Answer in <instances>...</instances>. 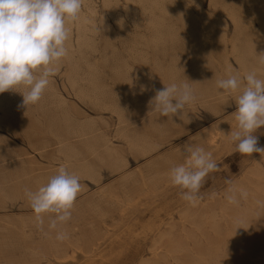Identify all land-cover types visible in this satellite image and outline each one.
<instances>
[{
  "label": "rangeland",
  "instance_id": "1",
  "mask_svg": "<svg viewBox=\"0 0 264 264\" xmlns=\"http://www.w3.org/2000/svg\"><path fill=\"white\" fill-rule=\"evenodd\" d=\"M222 2L234 11L237 24L224 11L211 7L209 0H194L191 4L187 0H83L79 20L69 25L71 38L66 43L68 56L61 60L59 71L50 78L43 104L38 102L36 105L22 106L21 93L26 91L23 87L0 93V117H3L2 120L0 118V182L3 180L1 176L16 169H27L31 175L36 173L35 176L48 172L56 175L60 166L69 170L68 163L64 161L65 155L59 151L62 145L57 135L60 134L66 135L68 144L78 151L81 161L87 159V162H92L102 175L98 184L88 178H80L83 191L71 210V220L62 225V229L69 234V239L63 242L55 240V231L47 236L44 234L48 231L47 216L44 231L37 228L35 213L29 200L26 201L25 192L14 195L10 201L0 198V264H264V209L256 205V200H264V155L252 153L242 156L235 152V145L229 143L226 135L236 126L231 115L237 108V94L222 90L219 95L216 87L218 79L228 78L229 69L233 74L238 73L243 83L246 68L264 65L259 62V55L264 54V26L259 23L264 21V0ZM172 3H178L182 10L188 11L192 20L205 18L212 26L211 31H203L199 35L194 29L185 28L180 20L174 18ZM161 17V30L158 31V19ZM159 35L162 39L158 48ZM236 39H239V43L255 40L261 47L255 49L257 54L251 53L241 62L240 53H234L231 47ZM204 47L213 51V67L210 74L200 73L198 81L200 87L207 83L210 85L213 96L209 101L200 97L199 91L194 89L196 81L192 80L195 53ZM175 62L183 64L180 69L184 75L183 81L191 84L196 96V100L185 107L190 123H184L176 116L163 117L153 111L150 103L157 90L170 85L168 76ZM76 64L79 73L97 76L98 85L113 105L111 109L97 108L76 98L67 83L70 76L68 69ZM257 76L264 79V70ZM142 83L148 88L150 108L147 111L142 108L137 90ZM81 84L89 86L86 80H81ZM118 108L126 119L125 124L121 123L119 114L114 111ZM6 110L8 114L4 117ZM65 118L78 126L76 133H62L60 123ZM51 122L55 123L53 127L50 126ZM86 123L92 124L91 135L96 137L99 144H106L114 157L127 161L128 165L123 171L113 172L91 157L88 147L93 137L89 138L88 132L81 128ZM217 129L221 136L215 142L212 135L215 136ZM137 133L148 134L158 145L157 149L146 156L133 152L129 148L130 140ZM254 135L258 137V146L264 147V126L257 129ZM30 141L35 143L31 146ZM187 144L200 145L212 152L220 168V171L206 177L201 188L202 198L195 207L182 199L181 190L171 185L168 176L170 168L177 165L175 161L178 164L185 162ZM127 174L135 179L133 184L125 183ZM259 175L263 176L260 178ZM227 179H233L250 191L248 199L242 200L239 206L229 204L223 197ZM144 180L156 183H149L145 188L142 185ZM31 181L25 178L21 182L12 179L4 183L10 188H17ZM34 189L37 191L33 187L30 190L35 192ZM127 196L133 198L130 203L124 200ZM136 200L139 202L136 203ZM91 201L98 203L105 215L91 211L86 206ZM134 202L135 205L132 204ZM185 210L191 214L190 219H180V213ZM117 223H122L120 226L136 223L134 232L129 234L132 239L138 237L140 241L133 239L131 244H110L113 233L114 236H125V230L117 227L106 233L105 228L112 229ZM231 229H236V233ZM162 233L167 235L163 237ZM101 236L106 243L95 244L96 238ZM125 237L128 238V235ZM77 238H84L87 243L82 244V248H90V251L82 250L73 259L66 257L65 262L63 259L53 261L49 249L51 241L66 244L68 240ZM96 245V249H91ZM68 253H71L69 247Z\"/></svg>",
  "mask_w": 264,
  "mask_h": 264
},
{
  "label": "clouds",
  "instance_id": "2",
  "mask_svg": "<svg viewBox=\"0 0 264 264\" xmlns=\"http://www.w3.org/2000/svg\"><path fill=\"white\" fill-rule=\"evenodd\" d=\"M83 0H0V93L23 87L22 106L36 105L50 84V78L59 71L63 58L68 56L66 43L71 38L70 24L79 20ZM264 64V54L259 55ZM216 87L229 94H237L236 111L232 114L235 129L226 135L242 156L252 153L264 155L258 146L257 129L264 126V79L255 71L243 77L229 69L226 79H218ZM196 100L194 89L187 81L171 83L157 90L150 101L153 111L163 117L179 116L184 123L191 120L186 105ZM185 162L174 165L168 173L170 183L181 190V197L195 207L201 197V188L210 173L220 171L210 151L200 145H186ZM224 199L239 206L249 192L233 179L225 180ZM83 190L80 177L64 166L58 168L45 185L35 192L25 189V195L35 213L37 228L44 231L47 216L48 231H55V240L63 242L69 234L62 225L72 218V209ZM264 209V200H256Z\"/></svg>",
  "mask_w": 264,
  "mask_h": 264
},
{
  "label": "bare ground",
  "instance_id": "3",
  "mask_svg": "<svg viewBox=\"0 0 264 264\" xmlns=\"http://www.w3.org/2000/svg\"><path fill=\"white\" fill-rule=\"evenodd\" d=\"M176 1V0H175ZM187 1H190V4H191V2H194V0H187ZM171 2V1H170ZM249 2V1H248ZM250 2H251V0H250ZM251 4V3H250ZM189 5V4H188ZM209 5L211 6V7H213V8H215V9H218V10H222V11H224L225 13H227L228 15H230L232 18V21H233V19H235V23L237 24V22H236V16L235 15H233L234 13V11L232 12L231 10V7H229L226 3H223L222 2V0H209ZM172 6L174 7V11H173V16H174V18H177L178 20H180L181 22H182V24L185 26V28H187V29H189V30H195L196 31V33H198L199 35L201 34V32H203V31H211V28H212V26H211V24L209 23V21H207L205 18H201V19H199V20H192V19H190V16H189V13H187V12H185L184 10H182V8L179 6V4L178 3H172ZM195 6V5H194ZM160 8V4H159V2H158V9ZM192 8H194L193 6H192ZM252 9V8H251ZM260 10V9H259ZM163 11V10H162ZM254 11V10H253ZM168 12V11H167ZM205 12V11H204ZM201 14V13H200ZM199 14V15H200ZM205 15H206V13H204ZM203 14V15H204ZM153 16V15H152ZM192 16V15H191ZM196 18H197V15L195 16ZM199 17V16H198ZM257 17L258 16H256V19H257ZM157 18V17H156ZM200 18V17H199ZM155 19V18H154ZM194 19V18H193ZM150 20V19H149ZM221 20V19H220ZM239 20V19H238ZM261 21V20H260ZM151 23V22H150ZM161 23H162V17L161 18H159L158 19V31H160L161 29L159 28V26H161ZM220 23H222L221 21H220ZM224 23V22H223ZM233 23H234V21H233ZM239 23V22H238ZM259 23H261V25H262V27L264 26V21H262V22H259ZM221 25V24H220ZM152 26H153V23H152ZM155 26V25H154ZM183 26V27H184ZM236 26H238V25H236ZM261 27V26H260ZM261 27V28H262ZM174 28V27H173ZM238 28H240L239 26H238ZM202 36V35H201ZM210 36V35H209ZM226 37V36H225ZM225 37H223V39L225 38ZM162 39V37H161V35H159L158 36V48L161 46V43H160V40ZM201 39V38H200ZM156 41V40H155ZM225 40H223V42H224ZM226 42V41H225ZM224 42V43H225ZM229 42H230V40H229ZM259 42H262V40L260 41L259 40ZM193 44V43H192ZM264 43H262V46H264L263 45ZM213 46V44H210V46ZM225 45H226V43H225ZM231 46V45H230ZM258 46H260L261 47V45H260V43H258V41H255V40H250V41H248V40H246V41H244V42H240L239 43V39H236V40H234L233 41V43H232V48H233V52L234 53H240V61L241 62H244L245 60H246V58L248 57V55L249 54H251L252 53V55H254V54H257V50H255V49H257V48H260V47H258ZM191 47H193V45H191ZM225 47V46H224ZM211 48V47H210ZM213 48V47H212ZM231 48V49H232ZM226 49V48H225ZM230 49V48H229ZM212 51V50H211ZM211 51H210V49H207V48H203V49H199V50H197L196 51V53H195V59H196V64H195V68H194V72H193V74H192V80L194 81H196V83H194V89H196L197 91H199V94H200V97L202 96V97H204L205 98V100L207 99L208 101L209 100H211V98H212V90H211V87H209L210 85L207 83L206 85H204L203 87H200V84H199V81H198V76L200 75V73H202V72H207V73H209L210 74V71H211V69H212V67H213V65H212V57H213V55H212V53H211ZM262 51V50H261ZM213 52V51H212ZM232 52V51H231ZM176 54V53H175ZM230 54V53H229ZM232 54V53H231ZM225 55V54H224ZM228 55V54H227ZM226 55V56H227ZM234 55V54H233ZM238 56V55H237ZM237 56H234L235 58H237ZM232 57V56H231ZM179 58V57H178ZM214 58V57H213ZM234 58V59H235ZM67 59V58H66ZM65 59V60H66ZM173 59H175V58H173ZM238 59V60H239ZM68 60V59H67ZM215 60V59H214ZM236 60V59H235ZM237 61V60H236ZM69 65V64H68ZM183 67V64L181 63V62H175V64L173 65V67H172V69H171V71H170V74H169V76H168V78H169V83L171 84V83H180V82H182L183 81V79H184V75L180 72V69ZM77 69H78V66H77V64L76 65H73V66H71V67H69V69H68V71H69V80H68V82L67 83H69V86H70V88L73 90V92H74V94H75V96H76V98H78L80 101H82V102H86V103H91L92 105H94L95 107H97V108H101V109H111V107L113 106V105H111V103L108 101V98L105 96V94H104V92L101 90V88H100V86L98 85V83H97V76L96 75H94V74H92V73H87V74H81V73H79L78 71H77ZM90 70V69H89ZM264 70V65L263 66H261V67H248V68H246L245 69V73H248V72H252V71H255L256 73H259V72H261V71H263ZM158 71V70H157ZM166 72H167V69H166ZM229 72V71H228ZM242 72V71H241ZM243 72H244V70H243ZM157 73V72H156ZM161 73V72H160ZM244 73V74H245ZM228 74V73H227ZM243 75V74H242ZM162 76V75H161ZM166 76H167V73H166ZM105 77H107V76H105ZM157 77H159L158 75H157ZM204 77V76H203ZM163 78V77H162ZM162 78H161V81H162ZM159 79V78H158ZM166 79H167V77H166ZM81 80H86L88 83H89V86L88 87H86V86H83L82 84H81ZM160 80V79H159ZM164 80H165V78H164ZM129 82H131V79H129L128 80ZM208 85V86H207ZM137 88H139V89H137L138 90V92H139V95H140V97H141V105H142V108L145 110V111H147L149 108H150V103L147 101V99H148V88H147V86H146V84L145 83H142V84H140V85H138L137 86ZM124 92H125V90H123ZM132 91V90H131ZM217 93V92H216ZM222 93V90L221 89H219V91H218V94L220 95ZM59 95V94H58ZM44 96H45V93L43 94V96H42V99L39 101V103L40 104H43V102H44ZM61 96V95H60ZM127 96V95H126ZM55 97V96H54ZM61 98V97H60ZM63 98V97H62ZM130 99V98H129ZM225 99V98H224ZM129 101H132V100H129ZM64 103V102H63ZM209 105V104H208ZM136 106V105H135ZM137 107V106H136ZM4 109V108H3ZM37 109V108H36ZM2 111V110H1ZM7 111L8 110H6V113H4L5 115H4V117H6V114H8L7 113ZM37 111V110H36ZM79 111V110H78ZM83 111V110H82ZM115 112H117L118 114H119V116H120V120H121V123L122 124H125V122H126V119H125V117L123 116V114L121 113L122 111L121 110H119V108L118 109H116V110H114ZM2 112H5V110L4 111H2ZM11 116H12V114H10ZM232 116V115H231ZM8 118H9V115L7 116ZM177 118H179V116H176ZM230 117V116H229ZM1 118V117H0ZM3 118V117H2ZM2 118H1V120H2ZM7 118V119H8ZM5 119V118H4ZM16 119V118H15ZM86 119H88V118H86ZM118 119V118H117ZM227 119V118H226ZM72 120V119H71ZM89 120V119H88ZM143 120V119H142ZM16 121V120H15ZM8 122V121H7ZM11 122V121H10ZM13 122V121H12ZM146 122V121H145ZM222 122H224V121H222ZM225 122H227L226 120H225ZM16 123V122H15ZM18 123V122H17ZM45 123V122H44ZM233 123H235V122H233ZM14 124V123H13ZM145 124H147V123H145ZM219 124V123H218ZM223 124V123H222ZM227 124V123H226ZM229 124V123H228ZM55 125V123H53V122H51L50 123V126L51 127H53ZM217 125V124H216ZM230 125V124H229ZM222 126V125H221ZM221 126H220V128H221ZM234 126V125H233ZM14 127V126H13ZM226 127V126H225ZM225 127H223V128H225ZM60 128H61V131H62V133H64V134H67V133H76L78 130H79V128H78V126H76V125H74V124H72V123H70L66 118L65 119H62L61 120V123H60ZM81 128L83 129V130H86L87 132H88V136H89V138H92V140H91V142L89 143V153L91 154V157L93 156V157H95L98 161H99V163L102 165V166H104V167H106V168H108L109 170H113V172H115V171H123L126 167H127V165H128V163H127V161H125V160H123V159H120V158H116V156L114 157L113 156V153H112V151H111V149L106 145V144H104V145H101V144H99V142L96 140V137H94V136H92L91 135V133H92V124L91 123H86V124H84V125H82L81 126ZM227 128V127H226ZM225 128V129H226ZM123 129L124 130H126L125 128H124V126H123ZM159 129V128H158ZM219 129V128H218ZM217 129V130H218ZM230 129H231V126H230ZM213 130V129H212ZM216 131V130H215ZM221 131H224V129H221ZM226 131V130H225ZM224 131V132H225ZM45 133V132H44ZM208 133V132H207ZM211 133H213V132H211ZM228 133V132H227ZM121 134H122V132H121ZM120 134V135H121ZM222 134H223V132H222ZM120 135H119V137H120ZM197 136V135H196ZM211 136V135H210ZM212 136H213V138H212ZM211 136V138H212V140L214 141V140H218V138L221 136V133L219 132V130H218V132L215 134V136L214 135H212ZM224 136V135H223ZM57 137H58V139H59V141H60V143H61V147H60V152L62 153V154H64L65 155V160L64 161H66L67 163H68V168H69V172H72V173H75L76 175H78L80 178H88V180L90 179V181L91 182H95V183H100L101 182V180H102V175L100 174V172H99V170L97 169V167L92 163V162H87L86 160H84V161H81V159L80 158H78V155H79V153H78V151L77 150H75L74 148H73V146L71 145V144H68V142H67V139H66V135H62V134H60V135H57ZM225 137V136H224ZM193 138V137H192ZM226 138V137H225ZM228 138V137H227ZM79 139V138H78ZM127 139H130V138H127ZM221 139V138H220ZM191 140V139H190ZM202 140V139H201ZM211 139H210V141H212ZM217 140L215 141V142H217ZM222 140H224L223 139V137H222ZM228 140V139H227ZM208 141V140H207ZM206 141V142H207ZM210 141H209V143H210ZM35 143V141H30V144H31V146L33 145ZM59 143V144H60ZM110 143V142H109ZM203 143H205V142H203ZM225 143H227L226 141H225ZM229 143H231V142H229ZM189 144V143H188ZM187 144V145H188ZM208 144V143H207ZM212 144V143H211ZM213 144H214V142H213ZM210 145V144H209ZM218 145V144H217ZM60 146V145H59ZM219 146V145H218ZM85 147V146H84ZM157 147H158V145L151 139V137L148 135V134H141V133H137L135 136H132L131 137V140H130V147L129 148H131V150L133 151V152H135V153H137V154H139V155H141V156H146V155H149V154H151L152 152H154L156 149H157ZM128 148V149H129ZM181 148V147H180ZM184 148V147H183ZM227 148H228V146H227ZM179 149V148H178ZM217 149H218V147H217ZM225 150V149H224ZM220 152V151H219ZM4 154V153H3ZM173 154H175V152H173ZM172 155V154H171ZM180 155V154H179ZM63 156V155H62ZM173 156V155H172ZM175 156H177V155H175ZM160 157H161V155H160ZM168 157V156H167ZM181 157H183V156H181ZM114 158V159H113ZM175 158H177L178 159V157H175ZM184 159V158H183ZM186 159V158H185ZM153 160V159H152ZM151 160V161H152ZM156 161H157V159H155ZM159 160V159H158ZM167 160V159H166ZM154 162V161H153ZM152 162V163H153ZM163 162V161H162ZM165 162V161H164ZM163 162V163H164ZM172 162H174V161H172ZM176 163L175 164H178L177 163V161H175ZM162 163V165H163V167H164V165L165 164H163ZM156 164V163H155ZM159 164V163H158ZM167 164H168V162H167ZM167 164H166V166H167ZM260 164V163H259ZM67 165V164H66ZM152 165V164H151ZM154 165V164H153ZM172 165V164H171ZM170 165V166H171ZM33 166V165H32ZM149 166V165H148ZM155 166H157V165H155ZM147 168V167H146ZM10 169V168H9ZM13 169V168H12ZM140 169V168H139ZM141 170V169H140ZM149 170H150V168H149ZM4 172H6V171H4ZM148 172V171H147ZM57 173V172H56ZM110 173H111V171H110ZM141 173V172H140ZM143 173V172H142ZM166 173V172H165ZM164 173V174H165ZM112 174V173H111ZM114 174V173H113ZM144 174V173H143ZM35 175H36V173H35ZM35 175H31V173L27 170V169H22V170H14L13 172H11V173H9V174H5L4 176H1V179H3L2 180V182H0V198H4V199H6V200H9V199H13L14 198V195H16V194H18V193H21V192H25V189L27 188V189H31L32 187L33 188H37V190L39 189V187L40 186H42V185H45L47 182H48V180L54 175V174H50L49 172L48 173H45V174H41V175H37V176H35ZM155 175V174H154ZM144 176V175H143ZM260 176V175H259ZM258 176V177H259ZM263 176V175H262ZM262 176H260V178L262 177ZM123 177H125V175L123 176ZM25 178H27V179H31L32 181L31 182H29V183H25L24 184V186L23 187H21V186H18L17 188H10V186H8V185H6L5 183L6 182H10V181H12V179H15V181L16 180H18V182H21V181H23V179H25ZM125 179V183L127 184V185H129V184H133L134 182H135V179L134 178H132L131 176H128V174L126 175V177L124 178ZM123 179V180H124ZM144 179V178H143ZM151 179V178H150ZM121 180V179H120ZM122 180V181H123ZM263 180V179H262ZM117 181V180H116ZM119 181V180H118ZM5 182V183H4ZM26 182V181H25ZM114 183V182H113ZM155 184L156 183V181H151L150 182V180L149 181H145L144 180V182L142 183V185L143 186H145V185H148V184ZM16 184H18V183H16ZM20 184H22V183H20ZM169 183H167V185H168ZM112 185V184H111ZM122 185V184H121ZM120 185V186H121ZM252 185V184H251ZM147 186H145V188H146ZM9 188V189H8ZM21 188V190H19ZM106 188V187H105ZM121 188H123V187H121ZM144 188V187H143ZM101 189V188H100ZM114 189H116V188H114ZM85 190V189H84ZM119 189H117V191H118ZM148 190V189H147ZM34 191H36V189H34ZM83 191V190H82ZM81 191V192H82ZM105 192H106V190H104ZM112 191H114L113 189H112ZM145 191V190H144ZM154 191V190H153ZM85 192V191H84ZM108 192L110 193L111 191H109V188H108ZM108 192H106V193H108ZM146 192V191H145ZM250 192V191H249ZM98 193H100V192H98ZM104 193V192H103ZM147 193V192H146ZM156 193V192H155ZM253 193H255V192H253ZM101 194H102V192H101ZM147 194H149V193H147ZM256 194V193H255ZM20 195V194H19ZM80 195V194H79ZM125 195V194H124ZM150 195V194H149ZM153 195H155V194H153ZM18 196V195H17ZM17 196H15L16 197V199L18 198ZM24 196V195H23ZM103 196V195H102ZM110 196V195H109ZM123 196V195H122ZM142 196V195H141ZM146 196V195H145ZM257 196V195H256ZM21 197V196H20ZM104 197V196H103ZM118 197H120V195H118ZM26 198V197H25ZM111 198V197H110ZM113 198V197H112ZM116 198V197H115ZM138 198V197H137ZM136 198V199H137ZM151 198V197H150ZM155 198H157V197H155ZM257 198V197H256ZM114 199V198H113ZM118 199V198H117ZM132 196H127V197H125L124 198V200L125 201H127V203H130L131 201H132ZM139 199V198H138ZM119 200V199H118ZM117 200V201H118ZM121 200V199H120ZM135 200V199H134ZM139 200H141V199H139ZM255 200V199H254ZM10 201V200H9ZM18 201V200H17ZM27 202H28V199L26 200ZM113 201V200H112ZM81 202V201H80ZM113 202H115V201H113ZM123 202V201H122ZM137 202H139V201H137L136 200V203ZM78 203V202H77ZM116 203V202H115ZM124 203V202H123ZM248 203H249V201H248ZM4 204V203H3ZM82 204H84V203H82ZM81 204V205H82ZM133 205H135V202L134 203H132ZM28 205H29V203H28ZM86 206L91 210V211H93L94 213H99L100 215H105L104 213H102L101 211H100V207H99V205H98V203H96V202H93V201H91V202H88L87 204H86ZM125 206V205H124ZM137 206V205H136ZM139 206V205H138ZM129 207H132V206H129ZM134 207V206H133ZM3 208V207H2ZM74 208H75V206H74ZM122 208H124V207H122ZM126 208V207H125ZM250 208V207H249ZM252 208V207H251ZM126 209H128V208H126ZM247 209H248V207H247ZM75 210V209H74ZM121 210H123V209H121ZM121 210L120 211H118V212H121ZM133 210V209H132ZM168 211V210H167ZM221 211V210H220ZM124 212H126V211H124ZM124 212H123V214H124ZM243 212V211H242ZM133 213V212H132ZM88 214V213H87ZM153 214V213H152ZM172 214V213H171ZM244 214V213H243ZM132 215V214H131ZM154 215V214H153ZM191 214H189V213H187V211L185 210V211H183L182 213H180V219H186L187 220V218L190 216ZM172 216V215H171ZM194 216V215H193ZM29 217V216H28ZM104 217V216H103ZM126 217V216H125ZM152 217V216H151ZM170 217V216H169ZM195 217V216H194ZM193 217V218H194ZM155 218V217H154ZM171 218V217H170ZM191 217H189V219H190ZM172 220V219H171ZM156 222H157V220H156ZM159 222V221H158ZM8 223V222H7ZM6 223V224H7ZM103 224H105V223H103ZM122 223H117L116 225H114L115 227V229L114 228H112V229H109V228H105V231H106V233H108V232H111V231H114V230H116V227L117 228H122L123 230H125V236L126 235H128V238L127 237H123L122 235H119V236H114V233L112 234L113 236L111 237V240H110V244H117V245H120V244H123V243H129V244H131L132 242H133V239H134V237H133V239H132V237H131V235L129 234V233H133L134 232V230H135V226L134 225H136V223L134 224V225H131V224H126L125 226H120ZM227 224V223H226ZM10 225V224H9ZM106 225V224H105ZM175 224H173L172 226H174ZM108 226V225H107ZM248 226V225H247ZM109 227V226H108ZM140 227H141V225H140ZM23 228V227H22ZM111 228V227H110ZM159 227H157V229H158ZM235 228V227H234ZM156 229V228H155ZM172 229H173V227H172ZM183 229V228H182ZM197 229V228H196ZM237 229V228H236ZM235 229V230H236ZM18 230V229H17ZM119 230V229H118ZM231 230H234V229H231ZM234 230V231H235ZM233 231V232H234ZM136 232V231H135ZM143 232V231H142ZM169 232V231H168ZM231 232V231H230ZM167 233V232H166ZM166 233H162L161 234V236H163V237H165L167 234ZM232 233V232H231ZM235 233H236V231H235ZM234 233V234H235ZM123 234V233H122ZM233 234V233H232ZM109 234H107L106 236H108ZM116 235V234H115ZM122 236V237H121ZM51 237V236H50ZM163 237H161V239L163 238ZM234 238H236V237H234ZM97 239V241H96V243L95 244H98V245H101V244H103V243H106V242H103V241H105V239L103 238V236H101V237H97L96 238ZM135 239H137L138 240V237L137 238H135ZM134 239V240H135ZM23 240V239H22ZM24 241H25V239H24ZM138 241H140V240H138ZM233 241V240H232ZM234 242H235V240H234ZM25 243V242H24ZM87 243V241L85 242V239L84 238H77V239H70V240H68V242L66 243V244H58V243H56V242H53V241H51L50 242V245H49V249H50V256L51 257H53V261H55V260H57V261H60V260H62L63 259V262H65L64 261V259L66 258V259H68V258H71V259H73V258H75L79 253H80V251H82V250H86V252H88V251H90L89 249L90 248H86V249H83L82 248V244H86ZM94 244V243H93ZM126 244V245H127ZM130 246V245H129ZM137 246H138V244H137ZM137 246H136V248H137ZM71 248V253H68L67 254V248ZM96 247H97V245L95 246V247H93V248H91V249H96ZM230 248V247H229ZM123 250V249H122ZM128 250V249H127ZM152 250H153V247H152ZM2 251V250H1ZM93 251H95V250H93ZM97 251V250H96ZM124 251V250H123ZM153 253H154V251H152ZM151 252V253H152ZM211 252V251H210ZM82 253V252H81ZM152 253V255H155V254H153ZM84 254V253H83ZM84 256H87V254H85ZM119 258V257H118ZM141 258H142V256H141ZM207 258V256L205 257V259ZM55 259V260H54ZM71 259L69 260V261H71ZM143 259V258H142ZM49 260V259H48ZM207 260V259H206ZM75 261V260H74ZM73 261V262H74ZM111 261H113V259L111 260ZM62 262V261H61ZM49 263V262H48ZM57 263V262H56ZM207 263V262H206ZM68 264V263H67Z\"/></svg>",
  "mask_w": 264,
  "mask_h": 264
}]
</instances>
